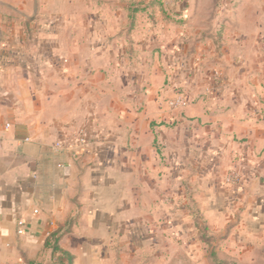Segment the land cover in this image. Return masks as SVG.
<instances>
[{
	"label": "crops",
	"instance_id": "obj_1",
	"mask_svg": "<svg viewBox=\"0 0 264 264\" xmlns=\"http://www.w3.org/2000/svg\"><path fill=\"white\" fill-rule=\"evenodd\" d=\"M49 1L0 0V264H69L46 247L64 231L71 264H264V81L246 58L264 53V0L222 11L220 54L193 3L152 20L92 0L102 30L70 33ZM175 90L189 104L170 111Z\"/></svg>",
	"mask_w": 264,
	"mask_h": 264
},
{
	"label": "rangeland",
	"instance_id": "obj_2",
	"mask_svg": "<svg viewBox=\"0 0 264 264\" xmlns=\"http://www.w3.org/2000/svg\"><path fill=\"white\" fill-rule=\"evenodd\" d=\"M50 0L48 2L46 14H52V15H60V13L65 12L66 15L69 17H73L72 23L70 24V33L75 32L77 30L79 31H86V32H100L102 30L103 25H99L101 29H94V25L92 22L89 23V21H92V19H89L92 16V10L91 9V1L92 0ZM103 1H112L114 2L113 5L104 6L101 5V13L102 15L106 14L108 10L112 13H119L121 16H126L127 13L134 14V16L142 15L143 17L152 18V20L158 16H165L173 18V16L177 17L178 15H182V12L184 8H188V5L191 3L194 4L193 11H196L197 14L203 15L206 17H211L214 21L218 22L217 25L213 24L210 25L212 28L210 31H207V34H204L205 36L202 37V41L204 42H211V44L214 45L215 50L217 54H220V42L222 41L221 38V25L219 24V20L222 14V11L226 10V8L231 7L235 3H237L239 0H100ZM50 5V6H49ZM63 5V6H61ZM142 5L147 6L144 9V12H136L142 9ZM183 5H185L184 8H181ZM187 5V7H186ZM126 6V9H121L122 7ZM200 8H199V7ZM137 7V8H136ZM180 8L178 11L177 8ZM131 10H135L131 12ZM188 10V9H186ZM107 11V12H106ZM180 12V13H178ZM82 19L85 21V25L82 26ZM118 20H115L113 22L112 27L116 30L120 26L124 27L123 24H118ZM143 23V22H142ZM83 28H82V27ZM198 28H206L207 26H204V24L196 25ZM82 28V29H81ZM209 28V27H207ZM120 31V30H119ZM207 40V41H206ZM154 40L148 41L149 43H153ZM114 47L119 52H123L127 49L128 44H125L124 40L121 41L120 39L112 41ZM161 48L156 47L155 51H160ZM245 58V57H244ZM247 59H252V65L254 66V74L256 76L255 80L257 81H264V53L258 54V56H247ZM175 90L174 93H162L160 94V97L162 98L163 104L165 108H167V101L169 98L173 97L176 94ZM182 94L187 97L184 91H182ZM191 219H193L195 222L199 219L202 220L201 217L194 215ZM252 249L249 251L251 252ZM248 249H246L245 255L240 258L239 255L236 253V249H229L228 251V263L227 264H253L252 263V257L250 256V252ZM264 252V249L261 250ZM249 252V254H247Z\"/></svg>",
	"mask_w": 264,
	"mask_h": 264
},
{
	"label": "built area",
	"instance_id": "obj_3",
	"mask_svg": "<svg viewBox=\"0 0 264 264\" xmlns=\"http://www.w3.org/2000/svg\"><path fill=\"white\" fill-rule=\"evenodd\" d=\"M214 80H219V75L215 74V78H213ZM188 99L186 96H184L182 94L181 91H176V94L169 98L167 101V108L170 111H179V110H183L188 106ZM88 141L86 138V134H84L83 132H80L79 137L77 138V140H75L74 142V147L75 148H82L87 146ZM56 149L58 151H61L64 149V143L58 142L56 144ZM243 178H242V174L239 170H231L229 171L223 178V183L225 185H230V186H238L242 183ZM19 225V231L18 234H23L24 233V222L23 221H19L18 222Z\"/></svg>",
	"mask_w": 264,
	"mask_h": 264
},
{
	"label": "trees",
	"instance_id": "obj_4",
	"mask_svg": "<svg viewBox=\"0 0 264 264\" xmlns=\"http://www.w3.org/2000/svg\"><path fill=\"white\" fill-rule=\"evenodd\" d=\"M65 233L62 232V233H54L46 242V247H50L52 249V251L54 253H60L62 254L64 257H67L68 258V261H69V264H71V260L72 258L67 254L65 253L64 251H62L59 246H58V243H59V240L61 238V236Z\"/></svg>",
	"mask_w": 264,
	"mask_h": 264
}]
</instances>
